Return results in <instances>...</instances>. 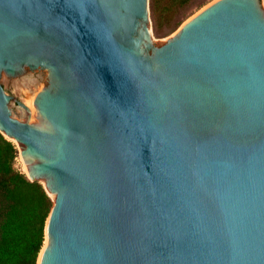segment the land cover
Returning <instances> with one entry per match:
<instances>
[{
	"label": "water",
	"instance_id": "1",
	"mask_svg": "<svg viewBox=\"0 0 264 264\" xmlns=\"http://www.w3.org/2000/svg\"><path fill=\"white\" fill-rule=\"evenodd\" d=\"M262 6L156 45L149 0H0V132L52 201L36 264H264Z\"/></svg>",
	"mask_w": 264,
	"mask_h": 264
},
{
	"label": "trees",
	"instance_id": "2",
	"mask_svg": "<svg viewBox=\"0 0 264 264\" xmlns=\"http://www.w3.org/2000/svg\"><path fill=\"white\" fill-rule=\"evenodd\" d=\"M189 0H150L157 24L170 20ZM18 151L0 132V264H36L52 206L43 185L15 165Z\"/></svg>",
	"mask_w": 264,
	"mask_h": 264
},
{
	"label": "rangeland",
	"instance_id": "3",
	"mask_svg": "<svg viewBox=\"0 0 264 264\" xmlns=\"http://www.w3.org/2000/svg\"><path fill=\"white\" fill-rule=\"evenodd\" d=\"M213 1L215 0H189L185 5L181 6L177 10L173 18H171L170 20L160 19L156 24L151 14L150 0H149V17L151 22V35L155 44L158 45L170 39L171 37L175 36L179 32L183 23H185L188 19H190L192 16H194L201 9H203ZM262 2H263L262 9L264 14V0H262ZM14 144L15 146H17L16 148L18 151L19 148L18 145L16 143ZM15 165L18 166L19 168H21L22 165V162L18 154L16 157Z\"/></svg>",
	"mask_w": 264,
	"mask_h": 264
},
{
	"label": "bare ground",
	"instance_id": "4",
	"mask_svg": "<svg viewBox=\"0 0 264 264\" xmlns=\"http://www.w3.org/2000/svg\"><path fill=\"white\" fill-rule=\"evenodd\" d=\"M12 141H13L14 143H16V144L18 145V147H19V143H18L15 139L12 138ZM19 151H20V148H19ZM18 155H19V158H20V160H21V162H22V165H21L22 170H23L25 173L28 174L26 163L23 161V159H22L20 153H18ZM41 182H42V181H41ZM42 183H43V182H42ZM43 184H44V183H43ZM46 240H47V237L44 238V242H43V245H42L41 252H42V250L46 247ZM41 252H40V254H39V256H38L37 264L39 263V260H40V257H41Z\"/></svg>",
	"mask_w": 264,
	"mask_h": 264
}]
</instances>
